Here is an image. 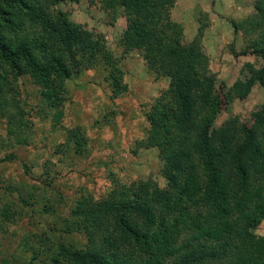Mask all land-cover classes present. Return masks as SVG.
I'll return each instance as SVG.
<instances>
[{"label":"trees","instance_id":"16d2710c","mask_svg":"<svg viewBox=\"0 0 264 264\" xmlns=\"http://www.w3.org/2000/svg\"><path fill=\"white\" fill-rule=\"evenodd\" d=\"M101 2L127 17L124 51L140 50L148 69L169 79L147 111L146 138L164 163L167 185L140 181L101 200L81 197L62 231L83 235L85 244L76 248L48 238L51 245L33 249L35 256L22 264H264V236L255 233L264 221V106L251 125L230 119L217 128L226 98L215 88L201 48L184 44L182 27L171 20L176 0ZM42 3L0 0V118L20 144L27 142L23 135L31 125L19 100L10 96L11 76L29 75L41 88L44 108L56 110L67 81L99 62L105 63L112 97L127 91L103 38ZM255 10L247 27L245 22L237 27L259 34V45L243 54L255 55L263 65L251 80L240 82L247 84L241 97L254 80L264 87V0L256 1ZM61 117L54 114L56 122ZM71 135L82 155L84 135L78 130ZM18 214L13 202L0 205V235Z\"/></svg>","mask_w":264,"mask_h":264},{"label":"rangeland","instance_id":"374dc122","mask_svg":"<svg viewBox=\"0 0 264 264\" xmlns=\"http://www.w3.org/2000/svg\"><path fill=\"white\" fill-rule=\"evenodd\" d=\"M42 1L49 12L61 10L70 21L103 38L123 72L127 91L112 97L105 63L99 62L67 81L63 103L56 110L47 104L44 108L41 88L29 75L10 77V96L27 112L31 129L23 135L27 142L20 144L9 135L6 119L0 118V205L13 202L19 211L0 235V264L30 262L33 249L51 245L48 238L82 247L85 237L66 235L62 224L83 196L101 200L117 187L140 181L167 185L164 163L157 149L146 146V138L147 111L168 89L169 79L150 71L140 50L124 51V12L106 10L101 0ZM256 1L176 0L171 12V20L183 29L184 44L201 48L215 88L226 98L217 128L230 119L251 125L253 114L264 106V87L256 80L239 95L247 87L241 83L263 65L255 55L243 54L259 45V34L245 28L256 15ZM244 22V29L237 27ZM58 112L62 117L56 122ZM77 130L85 137L82 155L76 153L71 135ZM255 233L264 236V221Z\"/></svg>","mask_w":264,"mask_h":264}]
</instances>
